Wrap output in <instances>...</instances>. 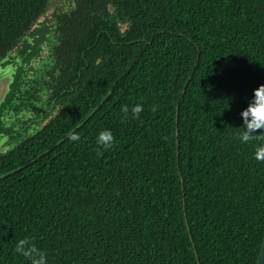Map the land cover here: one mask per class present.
<instances>
[{
    "label": "trees",
    "instance_id": "16d2710c",
    "mask_svg": "<svg viewBox=\"0 0 264 264\" xmlns=\"http://www.w3.org/2000/svg\"><path fill=\"white\" fill-rule=\"evenodd\" d=\"M52 1L0 0V64L15 60L0 102V264H28L14 251L25 237L48 264H255L264 140L239 137L264 84V0ZM39 61L25 99L45 97L40 126L8 140L4 112L35 111L14 96Z\"/></svg>",
    "mask_w": 264,
    "mask_h": 264
},
{
    "label": "clouds",
    "instance_id": "9594fccd",
    "mask_svg": "<svg viewBox=\"0 0 264 264\" xmlns=\"http://www.w3.org/2000/svg\"><path fill=\"white\" fill-rule=\"evenodd\" d=\"M155 107L153 111H155ZM121 111L124 117H128L129 111L133 118H139V114L143 111L142 105H135L129 109L128 106L122 105ZM243 119V131L240 133V140L243 143L252 141L253 139L264 140V134H254L257 130H264V84L259 85L253 90V99L246 109L240 113ZM68 139L78 141L80 136L77 132H70ZM96 144L100 149L108 150L114 145V136L110 130H103L96 137ZM102 154L98 151V155ZM254 158L257 161L264 162V144L258 146L254 152ZM14 251L24 257L28 264H48L47 253L37 247L36 244L28 237L20 239L15 246Z\"/></svg>",
    "mask_w": 264,
    "mask_h": 264
},
{
    "label": "flooded vegetation",
    "instance_id": "af4514ba",
    "mask_svg": "<svg viewBox=\"0 0 264 264\" xmlns=\"http://www.w3.org/2000/svg\"><path fill=\"white\" fill-rule=\"evenodd\" d=\"M69 5H70V3H69ZM64 7H65V5H64ZM67 8H64V9L66 10ZM38 39H41V41H38V45H37L39 54L44 58L45 62L49 63L48 60L50 59V53H51V50H52V47L54 44V37H52V35H46L44 37L40 36V37H38ZM31 47L32 48L34 47L33 42H31ZM30 51L31 50H27V53H29ZM16 52L13 51L11 53V55L15 58L17 57L15 55ZM8 61H9L8 64L15 63V60H13V58L11 60L9 59ZM37 63H35V65ZM39 63H40V61H39ZM40 64H41V66H40L41 70L37 69L34 64L32 66H28L25 64L22 66V70L24 71V73L22 74V78L19 81V85H20L19 93H17L14 96V100L17 98L24 99V102H26V104H28V103L31 104V106L33 107V109L35 111L30 112V113H25L23 117H19V119L21 118L20 121H18L19 119H14L15 117L12 115L11 112H9V111L4 112V114H3L4 118H5L3 120L4 126L9 128L12 132L11 136L8 137V140H14L15 141V139L22 137L24 134H30V133L36 131L40 126V124L37 123V119H35V117H33L32 115L38 114L39 111L41 110L42 106L45 105V103H46L45 97H43V96H42V98L34 97V98H30V100L25 99V97H29V94L32 93V87L34 86V83L35 82L39 83V81H40L39 77L49 67V65H46L45 63H40ZM44 65H46L45 68H44ZM35 76H36V79H35ZM27 92L29 94H26ZM43 110H46V108H43ZM38 121H39V119H38ZM5 122H7V123L5 124ZM16 133H19V135L20 134L21 135L17 137L18 134H16ZM3 142L5 143V139H3L2 144L0 145V149L2 147H4Z\"/></svg>",
    "mask_w": 264,
    "mask_h": 264
},
{
    "label": "water",
    "instance_id": "95a60500",
    "mask_svg": "<svg viewBox=\"0 0 264 264\" xmlns=\"http://www.w3.org/2000/svg\"><path fill=\"white\" fill-rule=\"evenodd\" d=\"M0 67H2L1 64H0ZM11 69H12V71H11L10 80H9L8 84L6 85L7 81H2L0 83V102L2 101L5 93L7 92L8 85H9V83L11 81V76L13 74V68L11 67ZM1 143H0V145H1ZM255 264H264V229H263V234H262V239H261V244H260V247H259V251H258L256 260H255Z\"/></svg>",
    "mask_w": 264,
    "mask_h": 264
},
{
    "label": "rangeland",
    "instance_id": "374dc122",
    "mask_svg": "<svg viewBox=\"0 0 264 264\" xmlns=\"http://www.w3.org/2000/svg\"><path fill=\"white\" fill-rule=\"evenodd\" d=\"M59 4H65V7L64 8H67L68 5H69V0H61ZM54 5H56V0H53L51 2V6L53 7ZM48 12H51V10L49 9ZM11 66L9 64H5V65H2V67H0V83L2 81H7L6 82V85L8 84L9 80H10V75H11ZM0 143L3 141V139H0Z\"/></svg>",
    "mask_w": 264,
    "mask_h": 264
}]
</instances>
